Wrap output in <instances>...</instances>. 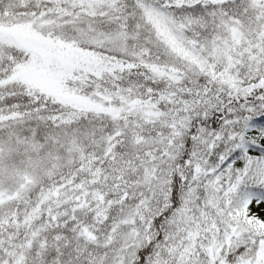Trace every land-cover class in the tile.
Wrapping results in <instances>:
<instances>
[{
    "label": "snow or ice",
    "instance_id": "snow-or-ice-1",
    "mask_svg": "<svg viewBox=\"0 0 264 264\" xmlns=\"http://www.w3.org/2000/svg\"><path fill=\"white\" fill-rule=\"evenodd\" d=\"M0 264H264V0H0Z\"/></svg>",
    "mask_w": 264,
    "mask_h": 264
}]
</instances>
